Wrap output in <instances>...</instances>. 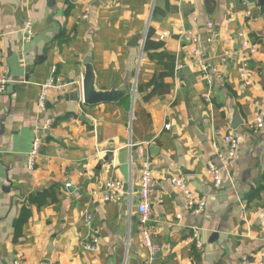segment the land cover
<instances>
[{"label": "crops", "instance_id": "crops-1", "mask_svg": "<svg viewBox=\"0 0 264 264\" xmlns=\"http://www.w3.org/2000/svg\"><path fill=\"white\" fill-rule=\"evenodd\" d=\"M28 21L29 39L23 29ZM148 28L150 41L162 47L143 50ZM181 29L198 35L197 47L180 40ZM240 31L255 49L249 86L237 72ZM0 51L10 77L0 94V264L15 258L22 264H243L264 247V5L0 0ZM86 57L96 89L123 91L118 101L81 102ZM51 67L70 85L48 95L52 125L30 171L26 156L44 118L36 99ZM228 132L237 150L220 169L222 185L216 188L206 165L220 166L216 155ZM139 147L156 183L147 225L160 250L151 262L125 193L138 186ZM171 175L182 176L205 198L201 213H190ZM111 178L123 183L124 193L102 201L103 184ZM50 187L56 200L29 204L30 216L15 240L22 201ZM93 231L98 247L89 251L84 243Z\"/></svg>", "mask_w": 264, "mask_h": 264}, {"label": "built area", "instance_id": "built-area-1", "mask_svg": "<svg viewBox=\"0 0 264 264\" xmlns=\"http://www.w3.org/2000/svg\"><path fill=\"white\" fill-rule=\"evenodd\" d=\"M82 17L84 19L88 18V9H86L85 13H83ZM208 26H212L210 23ZM24 31L28 33V38L32 35V22L28 21L24 26ZM178 37L180 40L184 41L188 44H193L197 47L199 43V37L191 30L181 29L178 32ZM239 43V61L237 72L239 79L244 86H249L251 84V67L250 62L252 59V55L255 51L254 47L248 42L246 35L243 31L237 33L236 36ZM145 39V35L143 41ZM142 41V42H143ZM198 51L194 52L196 55ZM180 67V65H177ZM202 70H206L205 66H201ZM55 67H51L50 74L47 79L40 85L39 92L36 99V107L37 109L43 113L44 118L34 130V135L32 139L31 149L27 153L26 163L27 168L32 171L37 165L38 156L40 155L41 146L45 141V137L48 134V131L52 125V120L46 114V100L50 91H57L58 93H64L66 88L70 85L69 83L62 82L59 76L55 75ZM10 83V77L8 74L2 69L1 66V51H0V94L6 92L7 86ZM132 93L134 96L135 93V85L132 88ZM82 102V100H81ZM254 123L257 127L262 126V117L256 116ZM166 129H169V125L164 126ZM223 142L225 144V149L217 152V159L220 162V166H216L215 163L209 161L206 165V174L211 179L214 187L219 188L222 185V176H221V168L226 167L231 159L234 157L237 150V139L233 135L232 132H228L223 137ZM137 158L140 161V172L138 179L137 189L132 188L129 185L125 193L127 195V199L129 205L134 204L136 212L138 214L137 218V229L140 235L141 243L143 247L146 249L148 261L151 262L155 259L156 254L160 250L159 246L153 241L152 236L154 234L151 226L147 225V221L150 217V207L152 203V199L155 193V180L152 176V171L149 166V162L147 161V157L141 148L137 151ZM170 182L173 187L182 195L184 198L185 206L190 211V213L196 215L201 213L206 205L205 198L202 196H198L194 191H192L189 187V184L185 181L182 176L179 175H171ZM67 186L69 184H66ZM124 193V185L118 179H107L102 187L101 195L102 201H117L120 195ZM178 217H180L178 215ZM261 217L264 219V213H261ZM85 225L91 228L92 218L90 213H86L84 215ZM192 241L195 244V247L200 249V240L197 231H194L192 234ZM84 246L89 251H95L98 247V237L96 233L93 231L88 241L84 243ZM12 264H22L20 258H15ZM243 264H264V247L257 253V255L253 256L251 259H245Z\"/></svg>", "mask_w": 264, "mask_h": 264}, {"label": "trees", "instance_id": "trees-1", "mask_svg": "<svg viewBox=\"0 0 264 264\" xmlns=\"http://www.w3.org/2000/svg\"><path fill=\"white\" fill-rule=\"evenodd\" d=\"M151 34L152 31L151 29L148 28L147 32H146V36H145V40H144V44H143V50L147 51L149 50V48H154L157 49L159 47H162V43H156V42H151ZM170 63H172L170 61ZM167 65V63H165ZM54 187H50L47 189H44L42 191H38L34 194L28 195V197H26V199H24L22 201V205L20 208V214L17 217V219L14 222V239L17 240L18 237L21 234V228L23 226L24 223L27 222L29 216H30V209L28 207L29 204L32 203H36L37 206H41L44 203H46L47 201L49 202H53L55 199V195H54Z\"/></svg>", "mask_w": 264, "mask_h": 264}, {"label": "water", "instance_id": "water-1", "mask_svg": "<svg viewBox=\"0 0 264 264\" xmlns=\"http://www.w3.org/2000/svg\"><path fill=\"white\" fill-rule=\"evenodd\" d=\"M259 5H264V0H257ZM123 91L111 89V90H98L94 84V73L89 58L85 59V74L82 79V103L85 105H96L101 102L118 101L123 96ZM237 122L240 119H236ZM233 128H236L233 127Z\"/></svg>", "mask_w": 264, "mask_h": 264}]
</instances>
